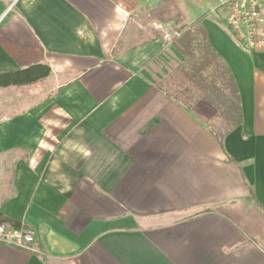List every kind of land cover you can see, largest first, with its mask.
<instances>
[{"label": "crops", "instance_id": "0c3cea01", "mask_svg": "<svg viewBox=\"0 0 264 264\" xmlns=\"http://www.w3.org/2000/svg\"><path fill=\"white\" fill-rule=\"evenodd\" d=\"M173 1L182 23L144 25L163 0H0V75L51 68L0 88V214L40 250L0 246V264H264V51ZM203 16L239 89L232 131L162 89Z\"/></svg>", "mask_w": 264, "mask_h": 264}, {"label": "trees", "instance_id": "16d2710c", "mask_svg": "<svg viewBox=\"0 0 264 264\" xmlns=\"http://www.w3.org/2000/svg\"><path fill=\"white\" fill-rule=\"evenodd\" d=\"M204 19L205 16L177 32L178 36L172 43L185 57V61L166 78L162 89L184 106H190L199 100L210 102L218 109L220 117L232 131L243 125L240 93L231 70L209 41L203 26ZM50 74L51 68L44 65L31 66L16 73L1 74L0 88L34 85L47 79ZM212 133L216 138L223 139V135L215 129ZM1 224L15 228L22 226L3 214H0Z\"/></svg>", "mask_w": 264, "mask_h": 264}, {"label": "built area", "instance_id": "2783aa9c", "mask_svg": "<svg viewBox=\"0 0 264 264\" xmlns=\"http://www.w3.org/2000/svg\"><path fill=\"white\" fill-rule=\"evenodd\" d=\"M205 4L209 13L229 31L237 45L247 52L264 51V0H194ZM37 235L32 229L0 225V246L39 254Z\"/></svg>", "mask_w": 264, "mask_h": 264}, {"label": "rangeland", "instance_id": "374dc122", "mask_svg": "<svg viewBox=\"0 0 264 264\" xmlns=\"http://www.w3.org/2000/svg\"><path fill=\"white\" fill-rule=\"evenodd\" d=\"M202 7H200L201 9ZM203 10V9H202ZM180 13L178 11L177 4L173 0H163V2H160L157 6L156 9H153L150 14L144 15L142 18V24L144 25H149L152 22L157 21L159 22H165V21H170L172 20L173 22L176 23H182L181 18H180ZM220 23V22H219ZM222 24V23H220ZM175 31L177 30H170L169 35L170 39L169 41L171 42L173 38L175 37Z\"/></svg>", "mask_w": 264, "mask_h": 264}]
</instances>
